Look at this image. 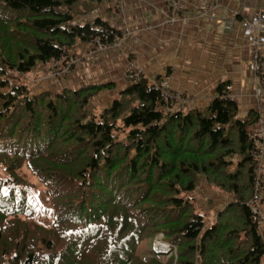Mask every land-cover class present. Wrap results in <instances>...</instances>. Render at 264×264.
<instances>
[{"label": "trees", "instance_id": "obj_1", "mask_svg": "<svg viewBox=\"0 0 264 264\" xmlns=\"http://www.w3.org/2000/svg\"><path fill=\"white\" fill-rule=\"evenodd\" d=\"M104 1L0 0V264H264L249 207L259 114L239 117L226 84L205 108L168 112L142 74L97 112L113 83L36 93L24 81L117 41L86 18ZM205 185L232 198L211 222ZM161 234L175 252L143 257Z\"/></svg>", "mask_w": 264, "mask_h": 264}, {"label": "crops", "instance_id": "obj_2", "mask_svg": "<svg viewBox=\"0 0 264 264\" xmlns=\"http://www.w3.org/2000/svg\"><path fill=\"white\" fill-rule=\"evenodd\" d=\"M179 1L186 19L178 17L173 24L166 23L169 9L165 0L104 1L86 18L109 22L120 32L119 46L114 44L105 53L87 58L91 45L81 44L73 53L84 56L78 67L61 80L41 82L38 91L113 83L112 90L96 97V106L107 104L130 85L126 73L132 64L148 79L169 81L172 91L193 100V109L207 107L219 86L226 84L239 106V117L250 111L264 116V99L256 96L259 78L248 70L251 52L241 31V20L264 11V0ZM210 6L212 10L203 14ZM262 165L264 175V156ZM197 197L207 216L217 215L232 199L207 186ZM262 207L264 210V200Z\"/></svg>", "mask_w": 264, "mask_h": 264}, {"label": "built area", "instance_id": "obj_3", "mask_svg": "<svg viewBox=\"0 0 264 264\" xmlns=\"http://www.w3.org/2000/svg\"><path fill=\"white\" fill-rule=\"evenodd\" d=\"M219 1V0H218ZM168 6L167 24H173L178 17H184V7L179 0H165ZM213 6L205 7L203 14L210 12ZM241 31L244 39L249 46L251 57L248 62V70L259 78L260 85L256 89V96L264 99V11H255L251 16L244 17L241 20ZM127 32L126 34H128ZM117 41L108 44L93 40L90 42L91 48L86 57L93 56L97 52H106L112 45H117ZM78 56H67L60 60L53 61L49 65V75L51 78L61 80L71 73L82 62ZM144 74L139 68L130 64L126 77L129 82ZM149 88L158 90L164 102V108L168 112L185 113L193 109V100L186 98L181 92L172 91L170 82L165 79H149ZM225 90L230 95L231 87L226 86ZM232 98V97H231ZM233 99V98H232ZM252 140L254 142L253 157L255 163V181L253 196L249 202V207L253 215V222L257 226L258 232L264 236V210L262 203L264 200V175L262 160L264 156V116H259L256 130L253 131Z\"/></svg>", "mask_w": 264, "mask_h": 264}, {"label": "rangeland", "instance_id": "obj_4", "mask_svg": "<svg viewBox=\"0 0 264 264\" xmlns=\"http://www.w3.org/2000/svg\"><path fill=\"white\" fill-rule=\"evenodd\" d=\"M90 44V43H89ZM77 53V52H76ZM97 53H105V52H97ZM95 53V54H97ZM93 54V56L95 55ZM70 56H76L75 54H71ZM79 57V56H78ZM81 58V57H80ZM49 66L48 65H45V66H40L36 71L32 72L31 74H28L26 76H24V81L28 84V86L35 90L36 93H41L40 91H38V88L39 86L41 85L40 83L43 82V81H49V80H53V81H56L57 79H54V78H51L50 75H49V72H48V69ZM70 74V73H69ZM68 74V75H69ZM67 75V76H68ZM66 76V77H67ZM63 90V89H61ZM42 92H45L42 91ZM97 98H95L94 100V105H96L97 103ZM101 100V99H100ZM99 107L97 108V112H100L102 111V109L106 106L105 104H102V105H98ZM206 186V185H205ZM208 187V186H207ZM210 188V187H209ZM202 189V188H201ZM225 195V194H224ZM227 196V195H226ZM224 209V208H223ZM222 209V210H223ZM221 210V211H222ZM201 211V210H200ZM220 211V212H221ZM203 212V211H201ZM209 216H207V220L209 222L210 218L211 219H215L216 217V214H213V215H210L208 214ZM209 218V219H208ZM163 248V249H162ZM164 248H166V250L168 252H165L164 251ZM170 248V249H169ZM174 247L169 245L168 243H166L163 239V235H159L157 236L156 238H154L153 240H149L147 243H145L144 245L142 244L140 246V250H139V253L143 256V257H147L148 254L150 253H153L154 251L157 252L158 254H170L171 253V249H172V252H175V249H173ZM166 258H163V260H165Z\"/></svg>", "mask_w": 264, "mask_h": 264}, {"label": "bare ground", "instance_id": "obj_5", "mask_svg": "<svg viewBox=\"0 0 264 264\" xmlns=\"http://www.w3.org/2000/svg\"><path fill=\"white\" fill-rule=\"evenodd\" d=\"M162 249H163V248H162ZM164 251H165V252H168V251L166 250V248H164Z\"/></svg>", "mask_w": 264, "mask_h": 264}]
</instances>
